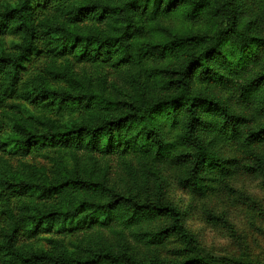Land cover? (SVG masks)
Instances as JSON below:
<instances>
[{"label": "trees", "instance_id": "obj_1", "mask_svg": "<svg viewBox=\"0 0 264 264\" xmlns=\"http://www.w3.org/2000/svg\"><path fill=\"white\" fill-rule=\"evenodd\" d=\"M179 5L194 16L204 11L218 24L216 31L140 42L146 22ZM254 45L264 40L237 23L233 0H0V264H249L202 254L175 206L116 193L99 179L97 167L81 169L78 155L124 161L133 177L135 160L173 153L178 145L163 140L156 122L164 114L174 120L184 110L179 143L193 149L172 158L190 164L182 186L203 194L204 171L226 170L199 135L201 112H217L219 128L246 145L263 139L264 128L242 141L238 117L223 103L193 94L191 80L194 74L226 80L210 62L238 70ZM196 46L199 54L188 52ZM159 56L184 57L178 69L151 71L175 94L150 101L137 90L123 101L107 93L110 86L117 89L110 79ZM87 67L95 70L92 79ZM263 82L264 73L244 91ZM32 159L47 165L29 164ZM159 216L170 217L171 225L154 235L134 233ZM102 230L133 232L150 245L176 233L188 256L164 263L106 247L80 254L66 245L68 238ZM45 236L50 250L36 245Z\"/></svg>", "mask_w": 264, "mask_h": 264}, {"label": "rangeland", "instance_id": "obj_2", "mask_svg": "<svg viewBox=\"0 0 264 264\" xmlns=\"http://www.w3.org/2000/svg\"><path fill=\"white\" fill-rule=\"evenodd\" d=\"M233 8L237 23L251 37L264 40V0H233ZM217 27L218 24L210 21L204 11L194 16L185 5H179L146 22L140 42L162 43L173 36L215 32ZM9 42L7 40V44ZM201 51L202 48L196 46L190 47L188 52L199 54ZM183 62V56H159L142 66H132L128 73L109 80V85L114 83L117 89L110 86L107 93L123 101L134 97L137 90L143 91L145 99L150 101L175 94L177 90L174 86L163 85L151 71L178 69ZM210 66L217 68L226 80L201 78L194 74L191 91L223 103L238 117L239 131L242 141H245L250 133L264 128V82L244 91L250 82L264 73V45H254L253 54L244 60L238 70L220 67L215 60L210 62ZM82 69L78 68V71ZM86 70L87 76L92 79L95 70L91 67ZM200 118L204 124L198 129L199 135L208 151L225 162L226 170L224 174L213 168L204 171L203 194L182 186V180L190 172V164L172 158L176 153H188L193 149L189 144L179 143L186 124L184 110H179L174 120L164 114L156 122L163 140L178 145L173 150L174 154L158 159L135 160L131 173L133 177L125 170L124 161L115 158L106 159L98 155L99 158L94 157L90 161L89 155H78L80 167H97L93 170L107 187L120 195L135 197L139 203L161 202L175 206L182 213L184 226L202 254L238 263L264 264V138L250 145L236 142L219 128L222 118L217 112H201ZM27 162L37 166L47 165L40 159ZM169 225L170 217L159 216L144 223L134 233L154 235ZM124 233L116 235L110 230H102L80 234L68 238L66 245L80 254L89 249L106 247L138 260L155 259L164 263L181 262L188 256V246L176 233L151 245L137 240L133 232ZM47 239L50 238L39 239L36 245L52 249Z\"/></svg>", "mask_w": 264, "mask_h": 264}]
</instances>
